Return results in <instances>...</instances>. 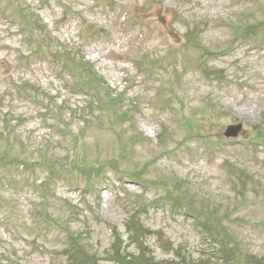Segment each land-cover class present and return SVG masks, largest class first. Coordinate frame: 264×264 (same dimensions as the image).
Wrapping results in <instances>:
<instances>
[{
    "label": "rangeland",
    "instance_id": "obj_1",
    "mask_svg": "<svg viewBox=\"0 0 264 264\" xmlns=\"http://www.w3.org/2000/svg\"><path fill=\"white\" fill-rule=\"evenodd\" d=\"M1 9L34 20L29 38L22 20L0 13V151L2 137L12 144L0 152V264H65L69 234H83L101 263L110 264L111 230L125 232L133 212L196 252L202 241L183 212L153 203L168 201L174 176L186 188L170 196L218 207L242 248L264 257V137L257 139L264 136V43L232 35V26L264 19V0H0ZM189 30L201 33L199 48L187 43ZM65 51L89 61L121 97L127 116L116 129L67 88L68 73L57 72ZM152 58L159 63L151 75L138 70ZM24 83L36 99L62 105L64 134L46 126L54 123L50 113L13 90ZM240 122L246 131L224 135ZM130 134L134 148L125 146ZM74 135L82 136L89 164L103 170L116 158L121 170L108 166L101 182L88 187L70 170L58 178L52 162H36L33 149L41 144L50 157L70 159ZM125 147L134 150L121 158ZM225 163L247 171L250 182L234 187ZM128 172L150 181L145 187ZM45 178L37 192L34 185ZM150 245L158 259L168 257L155 241Z\"/></svg>",
    "mask_w": 264,
    "mask_h": 264
},
{
    "label": "trees",
    "instance_id": "obj_2",
    "mask_svg": "<svg viewBox=\"0 0 264 264\" xmlns=\"http://www.w3.org/2000/svg\"><path fill=\"white\" fill-rule=\"evenodd\" d=\"M15 18L23 21L25 26L30 30L32 28L33 17L26 16L24 11H18L13 14ZM235 33L237 37L242 39H251L256 42H264V19L256 20V22L240 23L232 26V35ZM33 35V31H31ZM200 32L196 30H189L186 33L187 43H191L194 47L201 46ZM204 50L208 48L203 44ZM43 51L44 48L42 47ZM55 57V56H54ZM62 63L63 70L71 75L70 89L78 94L88 98L87 108L91 111L89 113L95 116H101L110 124L112 129H116L127 115L123 110V101L121 97L114 96L111 92L109 84L105 79L99 75L94 66L83 58H78L70 51H65L64 54L58 58ZM159 60H149L144 67L147 72L153 73ZM216 77L221 79V70H212ZM208 73V72H207ZM206 73V74H207ZM15 91L21 94L27 100L39 105V110L52 112L54 116L62 113L61 109H55L50 104H45L44 99L35 98L32 93V87L24 83L22 85H15ZM161 91L158 92V94ZM37 94V93H34ZM0 101V110L3 105ZM43 104V105H42ZM60 118L55 120V126L62 125ZM85 126L87 120H84ZM6 130L10 131L9 128ZM70 137L73 142L74 153L71 158L64 155L53 154L38 148V162L42 166H46V161L52 162L56 168V176L58 178L64 176L68 170L72 171L78 176H82L88 186H96L106 175L108 166L121 170L120 165L114 163V159L104 162V168L89 164L83 148L79 146V141L82 136ZM263 134L257 136V139L263 138ZM4 140V141H3ZM136 138L130 134L126 138V143L135 147ZM163 143V142H162ZM210 144V141H207ZM12 144L6 137H2V150H10ZM212 148V147H210ZM134 149L125 147L120 157L131 154ZM226 170L229 171L230 183L235 187L236 185H244L250 182L251 175L243 169H238L236 165L227 164ZM131 175L137 176L141 181V185L147 186L149 177L137 175L128 172ZM81 177V178H82ZM48 181L47 179H44ZM36 186L37 192H43L42 188L45 181ZM185 180H181L174 176L168 180L166 189L170 195L182 192L185 188ZM146 191V190H145ZM168 195V201H163L165 197H155L153 203L158 201L168 204L173 211L183 212L184 216L192 223L193 227L199 233L202 240L201 247L196 252L189 250L182 245H175L173 241L162 230H152L148 228L141 219L140 212L131 213L125 226L126 231L122 233L118 229H113L114 242L108 253V261L111 264H264V257L246 251L242 248L236 235L232 232L221 219V210L218 207L206 208L198 205L199 201L189 196L178 197ZM160 199V200H159ZM186 201V204L184 202ZM159 203V202H158ZM83 234H69L67 243L63 252L67 256V264H101V260L96 254L91 253L89 245ZM150 240L155 241L159 246L169 255L167 258L158 259L154 254Z\"/></svg>",
    "mask_w": 264,
    "mask_h": 264
},
{
    "label": "water",
    "instance_id": "obj_3",
    "mask_svg": "<svg viewBox=\"0 0 264 264\" xmlns=\"http://www.w3.org/2000/svg\"><path fill=\"white\" fill-rule=\"evenodd\" d=\"M241 128H242V124L236 126H230L225 134L227 136H236L238 132L241 130Z\"/></svg>",
    "mask_w": 264,
    "mask_h": 264
}]
</instances>
